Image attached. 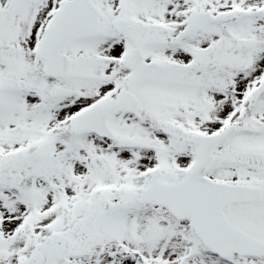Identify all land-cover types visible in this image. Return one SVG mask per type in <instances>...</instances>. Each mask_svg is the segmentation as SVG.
Here are the masks:
<instances>
[{"label":"snow or ice","instance_id":"obj_1","mask_svg":"<svg viewBox=\"0 0 264 264\" xmlns=\"http://www.w3.org/2000/svg\"><path fill=\"white\" fill-rule=\"evenodd\" d=\"M0 264H264V0H0Z\"/></svg>","mask_w":264,"mask_h":264}]
</instances>
